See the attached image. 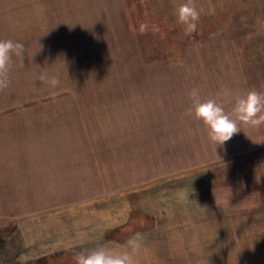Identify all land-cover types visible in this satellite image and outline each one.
Listing matches in <instances>:
<instances>
[{
    "label": "rangeland",
    "instance_id": "obj_1",
    "mask_svg": "<svg viewBox=\"0 0 264 264\" xmlns=\"http://www.w3.org/2000/svg\"><path fill=\"white\" fill-rule=\"evenodd\" d=\"M185 2L0 0V39L25 45L0 91V264L121 251L154 224L143 212L164 206L160 190L169 202L193 189L211 210L262 203L264 126L240 125L215 149L188 93L230 112L264 92V0H194L191 35L175 15ZM146 20L159 31L141 34ZM42 72L59 84L38 81ZM185 202L175 204L180 224Z\"/></svg>",
    "mask_w": 264,
    "mask_h": 264
},
{
    "label": "crops",
    "instance_id": "obj_2",
    "mask_svg": "<svg viewBox=\"0 0 264 264\" xmlns=\"http://www.w3.org/2000/svg\"><path fill=\"white\" fill-rule=\"evenodd\" d=\"M156 194L159 202L165 200L164 206L149 209L150 214L143 212L154 224L132 231L122 243L137 232L147 233L138 264H264V192L257 194L261 204L230 211L204 208L188 197L183 212L185 224H180L175 211L178 193L173 190L169 202L162 190ZM61 238L56 241L63 244ZM61 245L46 250L54 254L67 249Z\"/></svg>",
    "mask_w": 264,
    "mask_h": 264
},
{
    "label": "clouds",
    "instance_id": "obj_3",
    "mask_svg": "<svg viewBox=\"0 0 264 264\" xmlns=\"http://www.w3.org/2000/svg\"><path fill=\"white\" fill-rule=\"evenodd\" d=\"M177 22L184 26L185 35H191L197 29L200 12L194 4V0H186L175 10ZM139 32L146 33L149 25L145 22L139 24ZM151 31L158 32L156 25L151 26ZM25 45L11 39H0V91L8 89L11 84L10 71L12 57L15 55L24 58ZM36 79L42 83L55 87L59 79L47 72L40 73ZM223 95H230L224 92ZM191 101L189 115L201 121L208 130V140L217 146H223L235 134L241 131L240 125L252 128L264 126V92L250 90L238 97L231 107L230 112L225 111L223 103L210 98L202 100L200 90L192 88L188 93ZM195 195L193 189L181 193L179 199L189 200V193ZM86 236V234H81ZM144 247L142 233H135L122 246L123 250L117 251L108 247H98L90 251H82L74 255L75 264H138L137 257Z\"/></svg>",
    "mask_w": 264,
    "mask_h": 264
},
{
    "label": "trees",
    "instance_id": "obj_4",
    "mask_svg": "<svg viewBox=\"0 0 264 264\" xmlns=\"http://www.w3.org/2000/svg\"><path fill=\"white\" fill-rule=\"evenodd\" d=\"M133 17L135 18L136 15H133ZM147 21V24L149 25V27H151L152 25H157V21H152V20H146ZM143 22V21H142ZM145 22V21H144ZM146 23V22H145ZM151 29V28H150Z\"/></svg>",
    "mask_w": 264,
    "mask_h": 264
}]
</instances>
